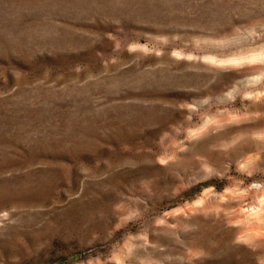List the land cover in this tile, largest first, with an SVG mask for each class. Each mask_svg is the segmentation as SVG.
Instances as JSON below:
<instances>
[{
	"label": "rangeland",
	"instance_id": "obj_1",
	"mask_svg": "<svg viewBox=\"0 0 264 264\" xmlns=\"http://www.w3.org/2000/svg\"><path fill=\"white\" fill-rule=\"evenodd\" d=\"M0 264H264V0H0Z\"/></svg>",
	"mask_w": 264,
	"mask_h": 264
}]
</instances>
